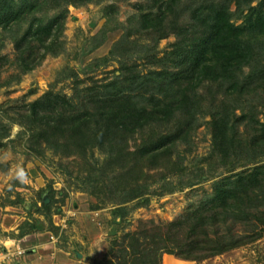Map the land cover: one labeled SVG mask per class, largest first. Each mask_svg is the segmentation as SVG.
<instances>
[{
	"label": "trees",
	"instance_id": "obj_1",
	"mask_svg": "<svg viewBox=\"0 0 264 264\" xmlns=\"http://www.w3.org/2000/svg\"><path fill=\"white\" fill-rule=\"evenodd\" d=\"M93 1L0 0V50L6 38L13 45L12 57L0 52V74L9 66L16 69L0 86L18 82L46 55H59L68 6ZM148 1L146 8L138 5L131 27L109 50L119 63L110 76L90 77L80 87L83 80L69 68L63 75L73 79L69 95L50 86L31 101H11L3 110L9 120L0 115V147L12 141L10 127L16 123L35 155L51 149L60 158L83 160L85 174L76 177L94 196L112 203L113 238L104 264H161L163 253L199 262L264 235V112L256 111L257 101L264 108V0H233L234 9L230 0ZM113 11L108 5L107 13ZM133 33L150 42H139ZM170 33L174 40L158 56L157 42ZM108 58L87 63L86 71ZM128 58L151 67L142 72ZM204 115L210 134L204 159L221 162L226 174L219 173L212 192L181 216L150 221L117 240L130 210L150 200L146 177L156 182L184 173L178 146L190 144ZM61 162L64 168L69 163ZM48 187L39 192V211H49L54 195ZM45 215L49 221V212ZM42 224L27 219L20 235Z\"/></svg>",
	"mask_w": 264,
	"mask_h": 264
},
{
	"label": "rangeland",
	"instance_id": "obj_2",
	"mask_svg": "<svg viewBox=\"0 0 264 264\" xmlns=\"http://www.w3.org/2000/svg\"><path fill=\"white\" fill-rule=\"evenodd\" d=\"M233 3L230 0L231 9L235 8ZM256 3L257 0L252 1V4ZM148 4V0H97L80 6L69 5L61 37L62 52L57 56L46 55L38 66L23 74L18 82L11 81L0 86V115L3 120H9L3 110L11 101H31L50 86L53 91L69 95L73 79L63 76L69 68L77 71L78 77L83 80L79 83L80 87L89 84L90 77L98 79L110 76L119 63L109 55V50L131 27L133 18L139 12L138 5L146 8ZM108 5L114 6L113 13H107ZM52 12L48 10L46 14ZM136 36L139 42H150L143 35L131 34V37ZM101 37L102 42L91 48ZM173 40L172 33L160 39L156 45L157 55L161 56ZM0 52L13 56L10 39H5ZM102 56L109 57L106 64L100 62L95 69L86 71L87 63L100 60ZM124 60L135 61L142 72L151 67L142 59ZM13 72H16L13 66L3 69L0 81ZM256 111L259 116L263 115L264 108H261L258 101ZM208 118V115L201 118L189 145L178 146L184 173L169 174L163 181L156 182L146 177L150 183V200L146 205L130 210L126 223L118 227L117 240H122L125 232L139 229L142 224L168 221L181 216L192 204H198L212 192V181L219 177V173L226 174L221 162L216 164L207 158L209 164L204 159L210 150V134L206 123ZM20 129L18 124L11 123L9 137L12 141L0 147V264H104L103 258L113 238L109 229L112 203L107 199L101 200L100 194L94 196L90 190L85 189L87 185L79 181L77 177L81 175L80 171L85 174L86 167L80 164L83 160L73 155L61 156L62 160L51 149L45 150L43 156L35 155L27 147L26 134H20ZM129 142L132 148L133 141ZM64 160L69 162L65 168L61 164ZM201 166L203 168L199 171ZM238 169L241 167L235 170ZM153 171L148 170V173ZM187 180H191L192 184L182 186ZM48 186L54 196L49 211L41 209V214L37 209L41 205L38 195L42 188ZM168 186L172 189L167 190ZM44 195L47 197L46 193ZM18 197L23 202L17 201ZM34 202L36 205H33ZM133 202H127L128 206ZM48 212L51 226L55 227L49 225L45 215ZM27 219L40 220L42 227L20 235V227ZM17 249H22V253L14 254ZM168 254H162L161 264L168 263L165 258ZM111 255L107 254L109 257ZM170 255L180 259L179 264H264V235L199 262Z\"/></svg>",
	"mask_w": 264,
	"mask_h": 264
},
{
	"label": "crops",
	"instance_id": "obj_3",
	"mask_svg": "<svg viewBox=\"0 0 264 264\" xmlns=\"http://www.w3.org/2000/svg\"><path fill=\"white\" fill-rule=\"evenodd\" d=\"M164 255H163V259L165 257ZM165 258H166V261L168 262L167 264H179L178 262L180 261V259L171 257L170 254H168Z\"/></svg>",
	"mask_w": 264,
	"mask_h": 264
},
{
	"label": "built area",
	"instance_id": "obj_4",
	"mask_svg": "<svg viewBox=\"0 0 264 264\" xmlns=\"http://www.w3.org/2000/svg\"><path fill=\"white\" fill-rule=\"evenodd\" d=\"M22 253V249H17V250H15V252H14V254H21ZM6 256V255H5ZM2 258H4L3 256H2ZM0 259H1V257H0ZM1 262V261H0Z\"/></svg>",
	"mask_w": 264,
	"mask_h": 264
},
{
	"label": "water",
	"instance_id": "obj_5",
	"mask_svg": "<svg viewBox=\"0 0 264 264\" xmlns=\"http://www.w3.org/2000/svg\"><path fill=\"white\" fill-rule=\"evenodd\" d=\"M43 198H44V201H45V202L48 200V198H47L45 195H44Z\"/></svg>",
	"mask_w": 264,
	"mask_h": 264
}]
</instances>
